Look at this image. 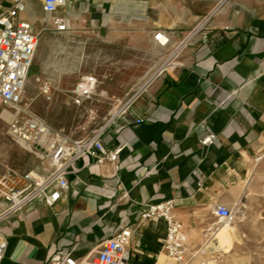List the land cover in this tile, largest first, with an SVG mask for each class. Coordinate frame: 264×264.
Returning a JSON list of instances; mask_svg holds the SVG:
<instances>
[{
	"label": "crops",
	"instance_id": "crops-1",
	"mask_svg": "<svg viewBox=\"0 0 264 264\" xmlns=\"http://www.w3.org/2000/svg\"><path fill=\"white\" fill-rule=\"evenodd\" d=\"M10 5L0 0V14ZM54 15L65 19L66 31L56 29ZM21 16L39 39L90 31L128 46L144 41L151 62L144 82L105 124L107 147L128 145L117 166L93 163L60 189L53 206L37 196L7 215L2 264L93 259L128 227L129 264H169L165 222L142 218L148 205L168 198L183 224L187 264L212 261L227 223L207 213L236 207L264 158V0H67L55 14L43 0H27ZM158 32L167 45L155 41ZM41 76L55 92L65 85L63 74ZM3 106L0 99V191L25 186V174H43L47 165L10 134ZM213 132L216 141L204 146ZM10 207L0 194V216Z\"/></svg>",
	"mask_w": 264,
	"mask_h": 264
},
{
	"label": "built area",
	"instance_id": "built-area-1",
	"mask_svg": "<svg viewBox=\"0 0 264 264\" xmlns=\"http://www.w3.org/2000/svg\"><path fill=\"white\" fill-rule=\"evenodd\" d=\"M11 5L0 14V99L3 111L12 112L9 132L19 143L46 162L44 173L29 172L24 175L25 186L5 188L0 191L2 197L11 202L9 211L0 216L2 220L10 213L22 211L37 196H43L48 206H53L61 198V188H67L70 180L79 175L93 163L114 166L120 161L122 151L128 145L110 149L104 142L106 127L93 131L87 137L73 140L52 128L42 117L27 107H20L23 93L34 64L39 38L33 31V23L22 18L26 12L27 0H10ZM45 11L55 14L67 4V0H43ZM53 24L59 31H66L64 18L54 15ZM191 33L177 48L180 51ZM155 41L165 46L169 39L163 32L154 36ZM38 89L47 101L55 94L53 85L45 77L36 78ZM97 79L89 75L80 80L72 94L76 104H82L96 91ZM216 133L204 137V146L214 144ZM235 208V207H234ZM227 205H217L213 214L221 221L231 224L235 221V209ZM142 218L162 219L166 224L164 241L165 255L169 264H187L183 224L176 215L174 199H164L148 205ZM132 237L131 229L125 228L114 237L106 240L103 249L93 259L68 257L65 264H129L130 253L127 250ZM8 241L0 228V264L6 256Z\"/></svg>",
	"mask_w": 264,
	"mask_h": 264
},
{
	"label": "rangeland",
	"instance_id": "rangeland-1",
	"mask_svg": "<svg viewBox=\"0 0 264 264\" xmlns=\"http://www.w3.org/2000/svg\"><path fill=\"white\" fill-rule=\"evenodd\" d=\"M134 43L136 46H128L90 31L43 34L20 107H27L73 140L87 137L105 126L148 75L149 45L144 41ZM65 68L67 71H60ZM45 72L65 77V85L56 90L52 101L44 98L36 81ZM89 75L97 79L96 91L82 104H76L72 84ZM234 209L236 218L231 225L238 230L239 240L229 254L219 252L212 260L218 264H264V158ZM207 214L214 215L213 211Z\"/></svg>",
	"mask_w": 264,
	"mask_h": 264
},
{
	"label": "bare ground",
	"instance_id": "bare-ground-1",
	"mask_svg": "<svg viewBox=\"0 0 264 264\" xmlns=\"http://www.w3.org/2000/svg\"><path fill=\"white\" fill-rule=\"evenodd\" d=\"M12 112L5 111L2 114V118L5 120L10 119ZM239 240V233L236 227L231 224H225L217 233V244L215 245L218 252H224L229 254L234 249L235 241ZM214 246V244H212ZM207 264H215V261H208Z\"/></svg>",
	"mask_w": 264,
	"mask_h": 264
}]
</instances>
